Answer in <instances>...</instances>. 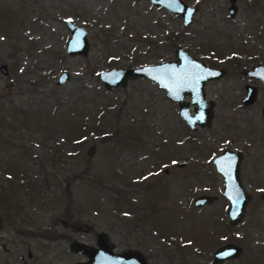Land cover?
I'll return each mask as SVG.
<instances>
[{
  "label": "rangeland",
  "instance_id": "obj_1",
  "mask_svg": "<svg viewBox=\"0 0 264 264\" xmlns=\"http://www.w3.org/2000/svg\"><path fill=\"white\" fill-rule=\"evenodd\" d=\"M182 1L186 26L149 0H0V264L82 262L69 243L98 232L146 264H264V81L244 74L264 64V0H235L232 15L227 0ZM65 19L85 29V54L65 53ZM177 47L223 70L203 84L208 127L189 129L146 77L107 90L97 76ZM222 149L241 152L250 195L232 227L211 164ZM202 194L215 199L194 207ZM225 244L238 254L214 263Z\"/></svg>",
  "mask_w": 264,
  "mask_h": 264
},
{
  "label": "water",
  "instance_id": "obj_2",
  "mask_svg": "<svg viewBox=\"0 0 264 264\" xmlns=\"http://www.w3.org/2000/svg\"><path fill=\"white\" fill-rule=\"evenodd\" d=\"M228 1V14L232 15L236 9L234 0ZM156 6L163 7L170 13L180 16L182 26L190 23L195 11L194 7L187 5L182 0H150ZM64 24L70 35L65 42L64 50L68 55L85 54L87 49L86 31L83 27L75 25L69 19ZM175 60L163 61L158 64L142 65L133 68H109L98 71L97 76L107 90L118 86H124L129 78L146 77L165 91L166 97L177 106V114L187 127L195 130L196 127H208L211 120V108L206 105L203 94V84L208 80L219 78L223 70L207 67L203 62L190 56L185 49L177 47L174 52ZM0 72L6 74L5 64L0 65ZM245 75L264 81V64H255ZM68 78V73L62 71L57 76V84L63 83ZM246 92L242 101L243 105L252 103L256 97L254 86L246 84ZM193 105L192 111L189 105ZM264 115V114H263ZM241 152H232L222 149L216 154L211 164L213 170L222 180L221 194L227 200L224 211L230 227L237 224L244 213L250 195L245 191L240 180ZM179 166L182 163L177 164ZM258 198L264 201V187L258 193ZM215 197L205 194L197 195L192 200L194 207L210 203ZM69 250L83 255L86 259L73 264H146L145 258L138 251L129 249L123 252H114L112 245L104 233L98 232L94 238V244L89 245L73 240ZM239 248L233 244H226L217 248L213 253V262H221L235 257Z\"/></svg>",
  "mask_w": 264,
  "mask_h": 264
},
{
  "label": "flooded vegetation",
  "instance_id": "obj_3",
  "mask_svg": "<svg viewBox=\"0 0 264 264\" xmlns=\"http://www.w3.org/2000/svg\"><path fill=\"white\" fill-rule=\"evenodd\" d=\"M150 1V0H149ZM234 2H235V0H234ZM153 4V3H152ZM195 9V8H194ZM227 12H228V8H227ZM194 14V13H193ZM229 15V14H228ZM181 19V18H180ZM73 22V21H72ZM75 24V23H74ZM76 25V24H75ZM187 52V51H186ZM175 57V56H174ZM176 58H174V59H172V60H175ZM198 60V59H197ZM164 61H169V60H164ZM200 61V60H199ZM161 62H163V61H161ZM161 62H158V63H161ZM202 62V61H201ZM158 63H155V64H158ZM204 63V62H203ZM205 64V63H204ZM206 65V64H205ZM207 66V65H206ZM253 66V65H252ZM251 66V67H252ZM208 67V66H207ZM250 67V68H251ZM211 68V67H210ZM213 69H221V68H213ZM247 70H249V69H247ZM246 71V70H245ZM245 71H244V74H245ZM250 78H252V77H250ZM255 79V78H254ZM245 86V85H244ZM243 86V87H244ZM244 90H245V92H246V89H245V87H244ZM245 92H244V95H245ZM243 98H244V96H243ZM243 98H242V101H243ZM205 100V99H204ZM206 102V105H207V101H205ZM210 104V103H209ZM264 113V112H263ZM263 189V188H262ZM26 190L27 191H29V189H28V187H26ZM0 225H1V216H0ZM71 243V242H70ZM69 243V244H70ZM226 245V244H225ZM219 248V247H218ZM212 261H213V255H212ZM214 263H217V262H214Z\"/></svg>",
  "mask_w": 264,
  "mask_h": 264
}]
</instances>
